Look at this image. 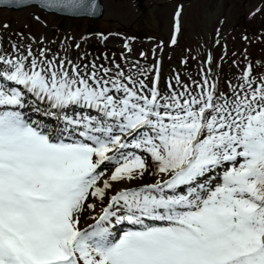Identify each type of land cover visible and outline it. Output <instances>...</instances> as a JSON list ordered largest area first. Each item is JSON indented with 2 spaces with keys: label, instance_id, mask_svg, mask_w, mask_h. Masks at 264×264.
Wrapping results in <instances>:
<instances>
[{
  "label": "snow or ice",
  "instance_id": "obj_1",
  "mask_svg": "<svg viewBox=\"0 0 264 264\" xmlns=\"http://www.w3.org/2000/svg\"><path fill=\"white\" fill-rule=\"evenodd\" d=\"M30 39L0 44V264H264V61L233 83L209 54L199 79L165 80L162 58L106 66Z\"/></svg>",
  "mask_w": 264,
  "mask_h": 264
},
{
  "label": "rangeland",
  "instance_id": "obj_2",
  "mask_svg": "<svg viewBox=\"0 0 264 264\" xmlns=\"http://www.w3.org/2000/svg\"><path fill=\"white\" fill-rule=\"evenodd\" d=\"M177 1L174 6V4L169 5L168 2L166 3L165 0H141L142 7L139 8L136 0H101L104 12L102 19L97 21L55 18L38 11L34 7L19 11L0 10V24H8L7 29L12 28L9 31L11 34L12 31L20 30L16 32L17 39L15 43L22 42L24 39L32 43L30 36L45 37L52 31L54 39L64 34L68 36V39L71 38L63 45L64 49H69L70 46L73 59L77 55L88 54L89 51L93 53L90 47L94 45H98L95 49H100L101 53L104 52L102 56H99L98 62H104V54L109 58H112L115 54L116 61L126 68L133 61L151 65L157 59L162 58V62H165V65L163 64L165 80L170 74H173V72L170 73L171 59L177 58V60L183 61L186 58L188 65H195L194 70L189 75L199 79L200 70L205 69L204 56L206 58L208 52L204 35L205 19L207 16L210 18L212 13L217 12V18L214 20L215 25L217 24L214 30L215 51L219 56L223 54L225 57L219 62V71H217L215 65V72H219L225 79L233 78L232 82L236 83L234 77L240 75V69L246 67L249 62L252 63L255 69L259 62L264 61V0H231V2H227L229 11L224 15L222 12L226 0ZM158 4H161V6L158 7ZM178 8H182V24L190 15L194 14L196 16V22L194 20V23L200 33H194L190 37L189 46L185 52L179 49L173 50L171 57L169 53L161 52L159 41L162 40V37L159 33L155 34L156 30L154 28L158 25L156 18H160L158 26L160 31L164 32L166 30L167 36L171 37L174 30V14ZM247 13H253V16L247 18ZM138 16L141 18L136 20ZM41 21H44V23H41ZM4 25L1 24L2 29L5 28ZM246 30H250L251 34L247 33ZM241 33L246 34V39L240 37ZM98 34L108 35L107 40H103V43L100 44ZM129 36L133 39H129ZM81 37H87V40L82 41ZM258 37L261 38V41ZM126 40L130 41L128 44L131 47V52L123 47L124 43L127 42ZM254 40L257 41V44L254 43ZM39 42L33 44V50H36ZM76 42L80 43L79 49L75 47ZM191 42L193 43L190 45ZM2 44L4 48H8L10 43L3 40ZM49 49H52V47ZM53 49L63 55L64 50L61 48V44L56 43V47ZM154 49L155 53H153ZM141 52L146 53V58L140 56ZM94 54H97V52H94ZM121 54L127 57L128 65L125 64V60L121 59ZM245 57H247V60H245ZM88 60L92 59L88 57ZM179 61L177 64L181 67ZM233 61L240 62L239 68ZM105 65L110 66L106 61Z\"/></svg>",
  "mask_w": 264,
  "mask_h": 264
},
{
  "label": "water",
  "instance_id": "obj_3",
  "mask_svg": "<svg viewBox=\"0 0 264 264\" xmlns=\"http://www.w3.org/2000/svg\"><path fill=\"white\" fill-rule=\"evenodd\" d=\"M29 2H31V0H25V3H29ZM97 2H98V4L100 5V2H99V0H97ZM0 7H3V6H0ZM19 7H21V6H19ZM19 7H9V8H19ZM101 7H99V9H100ZM99 9H98V11H99Z\"/></svg>",
  "mask_w": 264,
  "mask_h": 264
}]
</instances>
